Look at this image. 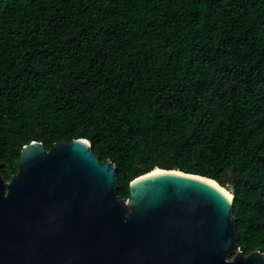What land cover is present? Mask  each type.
<instances>
[{"label":"trees","instance_id":"obj_1","mask_svg":"<svg viewBox=\"0 0 264 264\" xmlns=\"http://www.w3.org/2000/svg\"><path fill=\"white\" fill-rule=\"evenodd\" d=\"M89 141L118 196L153 168L233 196L264 254V0H0V168Z\"/></svg>","mask_w":264,"mask_h":264},{"label":"water","instance_id":"obj_2","mask_svg":"<svg viewBox=\"0 0 264 264\" xmlns=\"http://www.w3.org/2000/svg\"><path fill=\"white\" fill-rule=\"evenodd\" d=\"M162 170L122 199L89 141L23 146L16 174L0 168V264H264L240 252L217 181Z\"/></svg>","mask_w":264,"mask_h":264},{"label":"bare ground","instance_id":"obj_3","mask_svg":"<svg viewBox=\"0 0 264 264\" xmlns=\"http://www.w3.org/2000/svg\"><path fill=\"white\" fill-rule=\"evenodd\" d=\"M160 173H163V170L162 169H159V168H153L150 172H148L145 176L146 177H149V176H153V175H157V174H160ZM144 176V177H145ZM211 184H213V185H215V187H217L218 185L216 184V183H214V182H211ZM218 189L219 188H222L221 186H218L217 187ZM226 191V190H225ZM226 192H228V191H226ZM229 193V192H228ZM224 194V193H223ZM230 194V193H229ZM231 195V194H230ZM232 196V195H231ZM227 199H228V197L227 196H225ZM232 198H233V196H232ZM229 200V199H228Z\"/></svg>","mask_w":264,"mask_h":264},{"label":"snow or ice","instance_id":"obj_4","mask_svg":"<svg viewBox=\"0 0 264 264\" xmlns=\"http://www.w3.org/2000/svg\"><path fill=\"white\" fill-rule=\"evenodd\" d=\"M219 191L224 193V195L228 197L229 201L232 200V196L228 192H226L224 188H219Z\"/></svg>","mask_w":264,"mask_h":264},{"label":"rangeland","instance_id":"obj_5","mask_svg":"<svg viewBox=\"0 0 264 264\" xmlns=\"http://www.w3.org/2000/svg\"><path fill=\"white\" fill-rule=\"evenodd\" d=\"M226 190H228L227 188H225ZM229 191V190H228ZM230 192V191H229ZM231 193V192H230ZM235 254L232 255V257L234 256Z\"/></svg>","mask_w":264,"mask_h":264}]
</instances>
